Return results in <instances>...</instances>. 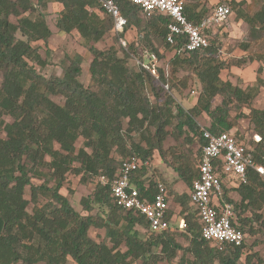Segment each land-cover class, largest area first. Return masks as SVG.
<instances>
[{
    "label": "trees",
    "instance_id": "obj_1",
    "mask_svg": "<svg viewBox=\"0 0 264 264\" xmlns=\"http://www.w3.org/2000/svg\"><path fill=\"white\" fill-rule=\"evenodd\" d=\"M50 2L61 6L55 22L61 33L76 31L88 44L114 31L111 17L96 0H36L35 3L0 0V264H158L175 258L177 264H264L256 253L244 254V241L240 246L219 250L202 239L189 192L168 189L162 181L167 199L169 194L178 207L176 214L168 205V218H174L173 221L182 217L186 227L183 231L156 234L142 215L113 205L109 184L96 182L99 176L110 181L116 175L120 162L114 159L113 152L121 158L136 155L150 163L154 150L164 156L162 142L172 131L177 135L186 133V138L188 132L196 135L201 151L205 140L195 118L202 113L210 119L205 128L211 133L233 132L235 121L230 119V103L249 105L257 96L260 84L242 88L222 79L220 72L231 65H242L248 59L219 60L210 56L216 52L212 44L205 49L183 52L184 36L176 37L173 44L165 40L167 16L154 13L146 17L138 5L116 0L127 21L122 32L114 31L116 42L131 27L137 28L141 45L148 52L160 56L155 41L173 50L167 70L157 66L155 77L142 67L130 69L126 58L118 56L114 46L101 50L90 45L88 49L93 56L88 67L90 85L84 86L79 80V54L66 56L61 76L46 78L36 69V66L44 67L46 62L32 42L46 41L52 34L45 19ZM228 4L237 6L235 15L248 24L249 36L256 39V34L264 28V5L248 14L242 8L250 4L246 0H230ZM189 10L190 5L185 3L183 12L188 20L196 23L202 18L198 15L193 19ZM11 17L16 18L15 23ZM126 45L127 48L121 46L126 57L135 55L134 43ZM182 68H191L200 85L194 105L184 109L170 95L163 104L159 103L160 93L164 92L162 85H172ZM263 70L259 67L257 73ZM52 96L63 97V103L54 101ZM216 96L221 101L213 106ZM5 116L11 120L7 121ZM247 117L253 137L258 135L260 139L250 141L234 133L252 151L254 160L264 166V108L250 106ZM173 118L176 130L169 131L167 127ZM125 119L127 126L122 133ZM147 128L154 129V134L149 135ZM135 131L143 134L147 147L131 142L130 134ZM80 138L81 145L76 147ZM173 169L190 188L198 176V160L192 167L190 161L181 159ZM68 173L81 175L83 182L91 179L95 182L92 194L79 200L88 212L86 215L60 193ZM146 174L148 169L141 166L133 174L132 182L142 194L152 195L154 184L151 179L146 180ZM32 178L41 183L33 184ZM50 182L53 184L49 186ZM144 183H148L147 189ZM27 186L29 198L25 197ZM233 187L240 198L232 199L222 184L223 198L233 206L232 225L242 230L245 239L246 232L254 234L264 228V178L248 170L246 183L239 182ZM93 205L101 212L92 214ZM137 225L146 227V232L141 234ZM91 227L103 228L108 241L98 242L90 237ZM177 235L185 239V246L177 241Z\"/></svg>",
    "mask_w": 264,
    "mask_h": 264
},
{
    "label": "rangeland",
    "instance_id": "obj_2",
    "mask_svg": "<svg viewBox=\"0 0 264 264\" xmlns=\"http://www.w3.org/2000/svg\"><path fill=\"white\" fill-rule=\"evenodd\" d=\"M32 3H35L36 0H31ZM225 2L229 3L230 0H212L208 2L205 0L204 7L206 10L212 11L213 7L219 3ZM248 4L244 5L242 8L248 13L252 14L253 12L258 11L262 5H264V0H246ZM208 4V5H207ZM231 7V15L220 25H217L213 30L210 31V44L213 45V48L216 50L215 53H211L210 56H214L219 60L230 61L232 59H237L241 57H246L248 59L244 64L235 66L231 65L225 67L220 72V77L222 79L230 80L234 85L245 88L247 85H254L256 83L260 84L259 92L257 96L249 103V105L236 103L233 101L229 105V115L230 119L235 121L233 132L237 134H242L243 137L247 140H255L253 137L252 124L247 117L249 112V107L253 106L256 108H264V70L258 74L257 70L259 67L264 68V58L261 60L260 57H264V28L256 34V39H253L249 36V26L243 20L239 19L235 14L237 12V6ZM60 4L56 2H50L47 4V9L45 12V19L49 29L51 30V36L46 40H37L32 42V46L38 48V53L41 58L45 60L44 67L36 66L37 71L42 76L48 78L50 76H61L62 69L64 67L66 56H73L74 54H79L81 56V73L79 80L84 86L90 85V75L88 71L89 63L92 59V54L88 49V46L93 45L94 47L106 50L111 46H114L118 50V56L126 58V64L130 69H137L141 66L143 61H146L145 54L147 53V48L144 45H141L139 30L137 28L131 27L128 31L125 32L122 40L119 38V43L116 42L117 35L114 31L110 30L107 32L100 40L91 41L88 44L80 37L76 31L70 33H61L58 31L55 22L57 19L58 11L60 10ZM99 13L100 10H98ZM209 12V13H210ZM208 13V14H209ZM207 14V15H208ZM12 22H16V18H10ZM146 20H144V23ZM125 41H124V40ZM128 42H133L134 47L136 48L135 55L130 54L126 57L123 48H127L126 44ZM155 44L158 48L157 56L158 68H163L167 70L169 60L173 57V50L164 48L155 41ZM248 44V47L245 48V45ZM249 58H252L249 60ZM168 74V71H167ZM257 79L259 80L257 82ZM173 84L168 86L166 84L162 85L164 92L160 93L161 98L159 103L163 104L167 95L173 97L176 103L181 104L184 109H188L194 105L197 96L200 93V85L198 79L195 76L191 68H182L173 78ZM260 82V83H259ZM159 86V85H158ZM52 99L58 103H63L64 99L61 96H52ZM151 100H154L153 96H150ZM221 101L220 96H216L213 100V106L219 104ZM173 111L174 107L171 108ZM7 121H10V117L5 116ZM196 123L199 127H207L209 124V117L202 113L195 118ZM176 119L173 118L171 125L167 127V130L172 131L176 130L174 124ZM126 119L123 121V129L121 130L124 133L126 128ZM148 129V128H147ZM149 135L154 134V129H148ZM189 137L186 138V133L182 135H177L176 131L169 133L164 141L162 142V148L164 151V156H160L158 151L154 150L151 157V168L148 173L146 180H161L166 183V186L176 187V192H185L188 194L190 188H188L178 177L177 173L173 169V165L177 164L181 159H187L190 161L192 167H195V164L198 160L200 151H199V142L196 135L192 136L191 132ZM149 136L147 133L145 134ZM131 142L140 144L141 146L147 147L146 140L143 137V134L139 131L132 132L130 134ZM82 139L80 138L76 143V147L81 145ZM130 142V141H129ZM112 156L116 161L122 157L118 153L113 152ZM27 167L30 168V163H27ZM81 175H75L73 173H68L63 182V186L60 189V193L67 196L71 205L78 210L81 214L86 215L88 212L83 210L82 205L79 203L81 197L90 196L95 188V182L93 179L83 182L80 179ZM264 178V177H263ZM233 180V179H232ZM32 183L37 185L41 183V180L35 178L31 179ZM222 184L226 190H234L233 181H227V179L222 176ZM53 182H50L48 185H52ZM228 185L230 187H228ZM174 190V189H173ZM25 197L29 198V189L26 187ZM169 206L172 212H177L176 204L172 201V196L168 194ZM32 209V204L30 203L27 207V210L30 212ZM101 212V209L96 205H93L91 209L92 214H98ZM264 213V212H263ZM249 214V213H247ZM196 215V213H195ZM264 217V214H263ZM180 217H176L173 220V226L178 221ZM257 227L259 224L256 225ZM137 230L141 234L146 232V227L137 225ZM88 234L94 240L108 241L106 240L105 230L103 228H89ZM244 242L246 246L244 248V254L247 253H256L261 259L264 260V228L261 227L254 234L246 232ZM178 242L184 246L187 244L185 239L181 236H176ZM110 244V243H109ZM124 249V248H122ZM180 255V251H178ZM71 263V260L69 261ZM36 264H44L43 262H38ZM137 264V263H133ZM158 264H177V258L173 259L170 262H159Z\"/></svg>",
    "mask_w": 264,
    "mask_h": 264
},
{
    "label": "built area",
    "instance_id": "obj_3",
    "mask_svg": "<svg viewBox=\"0 0 264 264\" xmlns=\"http://www.w3.org/2000/svg\"><path fill=\"white\" fill-rule=\"evenodd\" d=\"M102 10L113 21L115 32H122L127 21L122 15L116 0H96ZM140 7L146 17L159 13L169 18L167 23L166 42L173 44L176 37L184 36L181 51L189 53L205 49L210 45V31L220 25L231 15L228 3H217L212 11L196 23L184 15V0H128ZM146 61L142 68L157 77V56L153 52L145 54ZM205 140L198 157V176L192 180L189 198L201 225V238L211 242L219 250L227 246H240L244 241L241 229L232 225L234 219L233 206L224 200L222 176L236 183H246L248 170H254L264 177V166L254 160L252 151L239 141L234 132L224 131L211 133L200 127ZM259 140L258 135L254 136ZM120 165L114 177L108 181L99 176L96 182L109 184L113 205L139 213L146 220L148 227L158 234L166 230L183 231L186 227L184 218L180 217L173 226L168 218V199L165 184L161 180H152V195L142 194L138 186L132 182L133 174L144 166L151 168L148 160L143 161L136 155L119 159ZM148 176V174H146ZM144 176L143 178H145ZM142 178V179H143ZM233 179V180H232ZM148 188V183H144Z\"/></svg>",
    "mask_w": 264,
    "mask_h": 264
},
{
    "label": "crops",
    "instance_id": "obj_4",
    "mask_svg": "<svg viewBox=\"0 0 264 264\" xmlns=\"http://www.w3.org/2000/svg\"><path fill=\"white\" fill-rule=\"evenodd\" d=\"M184 1H185V3L190 5V10H189L190 14L189 15L193 19L198 15H201L202 17H204L210 12V11L206 10V7H204L205 0H184ZM208 2H212V0H208ZM228 187H230V186L228 185ZM173 189L176 191L175 186H173ZM229 196L235 200H238L240 198L239 194L235 190L230 191ZM177 210H178V207H177ZM171 219H174V218H171Z\"/></svg>",
    "mask_w": 264,
    "mask_h": 264
}]
</instances>
